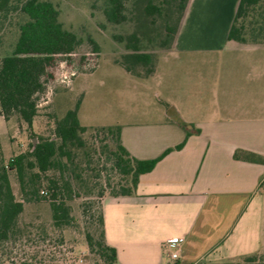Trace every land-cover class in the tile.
<instances>
[{"label":"crops","instance_id":"1","mask_svg":"<svg viewBox=\"0 0 264 264\" xmlns=\"http://www.w3.org/2000/svg\"><path fill=\"white\" fill-rule=\"evenodd\" d=\"M239 3L189 0L152 74L161 87L156 106L115 124L142 160L185 140L180 121L199 129L141 174L135 193L103 199L116 264H264V164L235 157L264 156V43L228 38ZM249 255L259 259L244 262Z\"/></svg>","mask_w":264,"mask_h":264},{"label":"rangeland","instance_id":"2","mask_svg":"<svg viewBox=\"0 0 264 264\" xmlns=\"http://www.w3.org/2000/svg\"><path fill=\"white\" fill-rule=\"evenodd\" d=\"M49 1L60 10L59 21L64 28L76 33L82 43L72 54L55 56L46 78V91L39 98V115L34 118L32 127L18 115L10 120L0 115V136L4 161L8 163L12 157L28 151L35 138L37 143V136L53 137L56 119L62 118L81 99L79 119L89 129L82 134L85 144L74 147V162H68L64 171L74 188V198L69 201L73 220L69 226H55L48 197L26 202L20 217L19 236L0 247L3 261L0 264H21L23 261L30 264H107L92 251L87 234L98 236L102 201L120 191L122 174L114 166L112 150L116 140L105 136L100 126L143 118L156 106L153 103L161 90L156 77L134 75L116 61L123 60L131 51L127 37L137 31L141 37L140 50L153 53L157 67L165 51L162 46L166 35L164 17L157 15L154 22L147 21L141 26L147 0H126L128 18L122 23L108 20L105 14L108 0ZM153 2L167 6L166 0ZM27 20V14L21 11L0 16V58L12 53L20 24ZM176 20L177 13L172 15L171 22L176 24ZM91 38L98 43L99 51L94 50ZM45 175L59 177L61 171L52 170ZM10 177L14 192L21 199L23 194L16 172L12 171ZM47 185L45 178L43 189Z\"/></svg>","mask_w":264,"mask_h":264},{"label":"trees","instance_id":"3","mask_svg":"<svg viewBox=\"0 0 264 264\" xmlns=\"http://www.w3.org/2000/svg\"><path fill=\"white\" fill-rule=\"evenodd\" d=\"M166 2L167 6H164L147 0L143 6L145 17L141 24L143 26L147 21L154 22L157 15L164 17V49L172 46L189 0ZM12 11L27 14L28 20L20 24V34L12 53L0 58V115L6 120L18 115L32 127L34 118L39 115V98L46 91V78L50 75L49 68L55 56L72 54L82 41L76 33L64 28L59 21L60 10L52 1L0 0V16ZM126 11V0H108L105 8L108 20L114 23L126 21ZM175 13L176 24L171 22ZM150 16L153 18L150 19ZM228 38L242 43H264V0H240ZM90 41L94 50L99 51L98 43L92 38ZM140 41L141 37L137 31L130 34L127 37V45L131 51L124 55L123 60L116 62L128 72L146 77L156 71L157 58L153 53L141 51ZM81 102V99L78 100L74 108L69 109L62 118L56 119L53 137L37 136L38 142L35 145L31 141L28 151L12 157L8 163L4 161L0 137V247L18 238L21 231L20 217L25 210V203L39 200L43 196L51 201L55 226L61 228L71 224L73 217L69 201L74 198V188L64 171L68 168V162H74V147L85 144L82 134L89 129L81 124L79 119ZM180 124L187 131L185 140L174 148H168L159 157L147 160L132 156L124 146L120 125L100 126L105 136H112L116 140V147L112 150L114 166L122 174L120 191L110 196H128L135 193L141 174L151 171L157 162L172 150L181 149L190 134L199 132V129L186 121H180ZM235 157L264 164V156L254 152L236 151ZM64 158L67 161H64ZM52 170H60L61 175L47 177L45 174ZM12 171L16 172L21 186V199H18L14 192L10 177ZM45 178L48 185L43 189ZM260 186L264 189V179ZM97 230L98 236L87 234L90 248L107 264H116L117 249L106 241L102 205ZM258 259V255H249L244 257L243 261L254 262ZM0 262H3L1 257ZM21 264L30 262L23 261Z\"/></svg>","mask_w":264,"mask_h":264},{"label":"built area","instance_id":"4","mask_svg":"<svg viewBox=\"0 0 264 264\" xmlns=\"http://www.w3.org/2000/svg\"><path fill=\"white\" fill-rule=\"evenodd\" d=\"M45 194H47V191H43ZM170 243H174L173 241H170ZM170 257L172 260H176L179 257V250H176L174 252L170 253ZM172 264H175V262H173Z\"/></svg>","mask_w":264,"mask_h":264},{"label":"water","instance_id":"5","mask_svg":"<svg viewBox=\"0 0 264 264\" xmlns=\"http://www.w3.org/2000/svg\"><path fill=\"white\" fill-rule=\"evenodd\" d=\"M33 142H34V145L36 144V138L33 140Z\"/></svg>","mask_w":264,"mask_h":264}]
</instances>
